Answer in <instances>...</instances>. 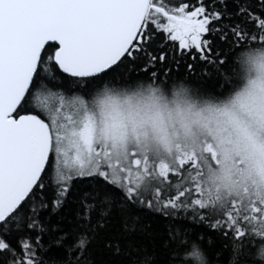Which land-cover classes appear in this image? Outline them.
I'll return each mask as SVG.
<instances>
[{"label":"snow or ice","instance_id":"6c2138e0","mask_svg":"<svg viewBox=\"0 0 264 264\" xmlns=\"http://www.w3.org/2000/svg\"><path fill=\"white\" fill-rule=\"evenodd\" d=\"M0 264H264V0H0Z\"/></svg>","mask_w":264,"mask_h":264},{"label":"trees","instance_id":"16d2710c","mask_svg":"<svg viewBox=\"0 0 264 264\" xmlns=\"http://www.w3.org/2000/svg\"><path fill=\"white\" fill-rule=\"evenodd\" d=\"M182 71V74L184 75H187L186 71L185 70H181ZM199 71H200V68H199V65H197V73H196V76L193 77V79H197L198 76H199ZM72 216H74V213H72L69 218L71 219ZM58 219V217H53V220H52V223H55L56 220ZM141 223L142 224H151L152 225V229L149 231V232H140V231H137L136 233H134L132 235V237L130 238L131 241L137 243V244H140V245H144V246H147V247H151L153 245L154 242H156V239L157 237L154 235V233H158V232H162L163 231V224H161L159 222V220H156L154 218H152L151 216H144L142 217V220H141ZM120 227L119 225H116V227L112 228L110 231L112 234L115 233L116 231V228ZM195 230H199V227L198 226H195L193 225L192 226ZM122 243H127L126 241H122ZM99 248L101 250H103V244L101 243ZM96 255V258H103V259H107V253H104L102 251H98L95 253Z\"/></svg>","mask_w":264,"mask_h":264}]
</instances>
